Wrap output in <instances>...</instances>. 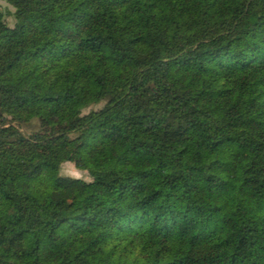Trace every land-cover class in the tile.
<instances>
[{"label":"trees","instance_id":"obj_1","mask_svg":"<svg viewBox=\"0 0 264 264\" xmlns=\"http://www.w3.org/2000/svg\"><path fill=\"white\" fill-rule=\"evenodd\" d=\"M1 1L0 264H264V0Z\"/></svg>","mask_w":264,"mask_h":264},{"label":"rangeland","instance_id":"obj_2","mask_svg":"<svg viewBox=\"0 0 264 264\" xmlns=\"http://www.w3.org/2000/svg\"><path fill=\"white\" fill-rule=\"evenodd\" d=\"M0 4H1V7L4 10V12H6L7 10H12V8L6 2L1 1ZM4 20L9 26L16 24L15 20L13 19V17L10 14L5 13ZM141 92L145 95L153 96L156 93V89L151 83H149L141 89ZM101 104L102 103L93 104V105L83 109L82 111L87 112L89 109H92V108L95 109L98 106H100ZM15 126L19 129V131L23 135H28L31 132H34V131L39 129V123H38V120L36 118L31 119L30 122H28L27 124H21V125L16 124ZM72 135H73L72 133L65 134L63 137L60 138V140H64L66 138H69ZM60 172L62 174H66V175L73 176V177H81L85 180H94L96 178L104 177L107 175V173H105V172H99L96 175H90V174L88 175V173L86 171H82V170L77 169L72 162L62 163Z\"/></svg>","mask_w":264,"mask_h":264}]
</instances>
